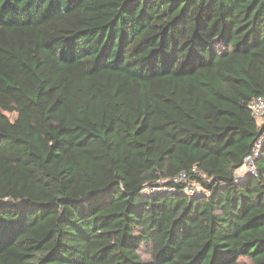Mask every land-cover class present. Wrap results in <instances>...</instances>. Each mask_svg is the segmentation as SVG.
Wrapping results in <instances>:
<instances>
[{"label": "trees", "instance_id": "16d2710c", "mask_svg": "<svg viewBox=\"0 0 264 264\" xmlns=\"http://www.w3.org/2000/svg\"><path fill=\"white\" fill-rule=\"evenodd\" d=\"M257 96L264 0H0V264H264Z\"/></svg>", "mask_w": 264, "mask_h": 264}, {"label": "built area", "instance_id": "2783aa9c", "mask_svg": "<svg viewBox=\"0 0 264 264\" xmlns=\"http://www.w3.org/2000/svg\"><path fill=\"white\" fill-rule=\"evenodd\" d=\"M252 114L254 115L257 123L258 120H264V96H257L251 104ZM259 125V123H258ZM264 128V124L262 126V130ZM264 138V131L261 132L259 137L254 142L252 152L248 154L244 159L243 164V174L238 175L237 177H243L247 172L254 173L255 172V165H254V158L258 155V150L260 148V142ZM183 179L186 182L185 174L182 173L180 177L174 178V180ZM197 189L195 188L193 183H186V187L184 188V192L188 195H193Z\"/></svg>", "mask_w": 264, "mask_h": 264}, {"label": "rangeland", "instance_id": "374dc122", "mask_svg": "<svg viewBox=\"0 0 264 264\" xmlns=\"http://www.w3.org/2000/svg\"><path fill=\"white\" fill-rule=\"evenodd\" d=\"M7 115L10 117V119H13L14 118V113H7ZM258 123H259V126H263L264 124V120H258ZM244 168H242L237 174L238 175H241L243 174L244 172L243 171ZM143 255L145 256L146 254L143 253ZM241 264H251L249 261H247L246 259H242L241 260Z\"/></svg>", "mask_w": 264, "mask_h": 264}]
</instances>
